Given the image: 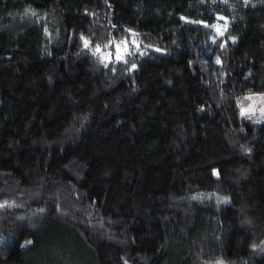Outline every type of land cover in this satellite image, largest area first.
Returning a JSON list of instances; mask_svg holds the SVG:
<instances>
[{
  "label": "trees",
  "instance_id": "trees-1",
  "mask_svg": "<svg viewBox=\"0 0 264 264\" xmlns=\"http://www.w3.org/2000/svg\"><path fill=\"white\" fill-rule=\"evenodd\" d=\"M251 94L264 0H0V264H264Z\"/></svg>",
  "mask_w": 264,
  "mask_h": 264
},
{
  "label": "rangeland",
  "instance_id": "rangeland-1",
  "mask_svg": "<svg viewBox=\"0 0 264 264\" xmlns=\"http://www.w3.org/2000/svg\"><path fill=\"white\" fill-rule=\"evenodd\" d=\"M218 17H225V19H219ZM225 23H227V26L230 23V18L222 15V14H218L216 15V22L213 25H218V27L216 28H224L223 26L225 25ZM216 28H214L216 30ZM217 31V30H216ZM219 32V31H218ZM132 39H134V37L132 36ZM122 41H126V44L123 43ZM120 42H115L114 43V51L110 52L109 49H104L100 51L101 57L103 59H110L113 56L116 57L117 54H121V52H123L124 50H126L129 46L130 43L128 42L127 39H123ZM119 44V52L116 48V45ZM247 96H251L252 99H244ZM240 102H242V105L245 109L249 108V105H251V111L248 112L246 114V116H251V118L254 119H264V111H261L262 109H264V94H251V95H246L244 96ZM240 104V109H241V103Z\"/></svg>",
  "mask_w": 264,
  "mask_h": 264
},
{
  "label": "snow or ice",
  "instance_id": "snow-or-ice-1",
  "mask_svg": "<svg viewBox=\"0 0 264 264\" xmlns=\"http://www.w3.org/2000/svg\"><path fill=\"white\" fill-rule=\"evenodd\" d=\"M226 2H227V0H225V3H226ZM245 3H248V0H245ZM26 11H27V10H26ZM218 18H219V19H225V20H226L225 17H218ZM210 27L216 28V27H218V25H211ZM223 27H224V29H225V31H226V30H227V23H225V25H224ZM46 31H47V30H46ZM129 31L131 32V30H129ZM134 35H135V34H134ZM220 35H223V32H221ZM81 39L84 40V47H85V48L89 47V41L86 40L83 36L81 37ZM231 39L233 40V42H235V38H234V37H232ZM122 42L126 44V41H122ZM132 42H133V44L136 43L135 40H133ZM111 43H112V41H109V44H111ZM225 43H226V42H225ZM109 44L104 45V47H108ZM137 46H138V45H137ZM220 47H221V48L225 47V44H221ZM116 48H117V50H118V52H119V44L116 45ZM157 50H159V49H157ZM100 51H101L100 45L97 44V45L95 46L94 50H93V54L95 55L96 53H98V52H100ZM129 55H131V53H129ZM116 59H117L118 61H119V60H124V57H123L122 55L117 54ZM125 62H126V61H125ZM219 62H220V60H219V58H217V63H219ZM105 66H107V65H105ZM135 67H136V65L133 64V65H132V68H135ZM244 99H252V97H251V96H247V97H245ZM239 103H241V112H240L241 116H245L248 112L251 111V105H249V108H248V109H245V108L243 107V105H242V102H239ZM261 111H264V109H262ZM248 118L251 119V116H248ZM256 122H259V121L257 120ZM197 198H199V197H193V199H197ZM227 202H228V198H227V197H224V198H221L220 200H218V203H227ZM7 204H8L7 201H5V202H3V203H0V208L4 207V206L7 205ZM31 243H32L31 241H27V242H26V244H31ZM254 247H255V246H254ZM217 264H222V262L218 261Z\"/></svg>",
  "mask_w": 264,
  "mask_h": 264
},
{
  "label": "built area",
  "instance_id": "built-area-1",
  "mask_svg": "<svg viewBox=\"0 0 264 264\" xmlns=\"http://www.w3.org/2000/svg\"><path fill=\"white\" fill-rule=\"evenodd\" d=\"M219 29L224 30V28H219Z\"/></svg>",
  "mask_w": 264,
  "mask_h": 264
}]
</instances>
